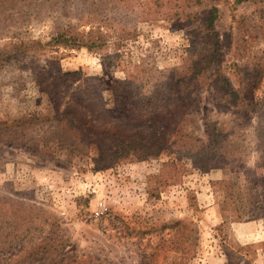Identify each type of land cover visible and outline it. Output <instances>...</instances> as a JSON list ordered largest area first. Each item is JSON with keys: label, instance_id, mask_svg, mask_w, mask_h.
Returning a JSON list of instances; mask_svg holds the SVG:
<instances>
[{"label": "rangeland", "instance_id": "rangeland-1", "mask_svg": "<svg viewBox=\"0 0 264 264\" xmlns=\"http://www.w3.org/2000/svg\"><path fill=\"white\" fill-rule=\"evenodd\" d=\"M166 5L0 0V53L68 28L106 38L101 48L51 45L0 64V264H264V0H203L187 21L157 12ZM197 63L199 78L180 86ZM117 97L148 123L156 109L187 112L183 133L212 151L206 165L187 150L98 165L57 147L58 110ZM210 125L222 132L214 148Z\"/></svg>", "mask_w": 264, "mask_h": 264}, {"label": "trees", "instance_id": "trees-1", "mask_svg": "<svg viewBox=\"0 0 264 264\" xmlns=\"http://www.w3.org/2000/svg\"><path fill=\"white\" fill-rule=\"evenodd\" d=\"M164 2V0H157ZM166 7L158 8L157 12L162 15H170L171 17L179 20L196 19L199 12L190 9L192 6L201 5L203 0H190V5H185L184 2L189 0H173L174 5L168 3ZM218 7H211L210 13L207 18L208 26L210 27L219 16ZM152 8L145 10L146 14H149V18L153 14ZM196 39H193L190 44V49H194ZM106 38L100 33V30L91 29L88 32H82L74 28H68L64 32L60 33L56 37H53L49 43L44 44L41 40L29 39L27 41H21L14 43L11 49H7L6 52L0 53V64L4 60L9 59L11 56L27 52H39L46 46L51 45H67L71 47L87 46L90 49L101 48L105 44ZM220 43L217 39L214 43L215 47ZM216 49H214L215 51ZM209 54L211 60L216 58L215 52ZM190 57L187 59V62ZM1 66V65H0ZM203 67H200L197 63L194 70L187 77L184 75L178 80L180 86L184 83L190 85L194 78H199ZM174 71H176L174 69ZM78 72L68 71L63 72L62 76H69L77 74ZM180 73L176 72L174 76L177 78ZM222 75V74H220ZM221 81H227L223 76L220 77ZM246 89L243 93L237 89L232 90L231 94L235 100L240 99L242 96L247 95ZM254 89H250L252 92ZM122 98L117 97L114 104L111 107H107V103H102L101 106L90 102L87 104L74 99L73 103L63 110H58L57 116L59 121V129L57 135H55V142H58L57 147L67 148L70 153L72 151L76 153H83L86 156L93 157V160L98 165H114L124 160H144L154 156H160L166 152L182 153L187 150L189 156L193 158H201L202 166H205L204 159L206 157L205 152L209 151L205 144L195 145V141H203L202 139L195 138L192 131L188 130L183 133V125L189 121V114L184 113L179 119L175 118L177 108L169 109L166 112L156 109L151 116V122L148 123V118L145 119L139 116L135 111H129L123 106ZM245 104L243 108L248 112L251 103L241 102ZM237 104V103H235ZM238 103L236 106H239ZM242 110V109H241ZM55 115V116H56ZM177 117V116H176ZM209 136H214L212 142L207 145L211 148L216 141L222 139V132L219 131L217 125H210L209 131H206ZM192 140L191 143L188 141ZM167 164H175L174 161H169ZM161 179H167L165 173L157 175ZM155 191H152V195H155ZM42 243H40L41 246ZM38 245V247H40ZM52 250L57 248L51 245ZM39 264H42L39 263Z\"/></svg>", "mask_w": 264, "mask_h": 264}]
</instances>
